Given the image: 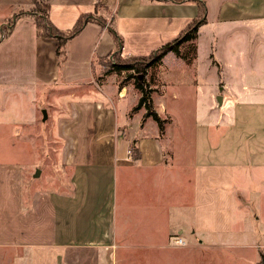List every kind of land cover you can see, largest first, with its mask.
<instances>
[{
  "label": "crops",
  "instance_id": "obj_1",
  "mask_svg": "<svg viewBox=\"0 0 264 264\" xmlns=\"http://www.w3.org/2000/svg\"><path fill=\"white\" fill-rule=\"evenodd\" d=\"M47 1L60 30L98 4L108 22L90 21L69 39L60 66L57 39L14 16L32 0H0V29L16 20L0 43V88L31 91L33 103L44 98L57 111L64 169L57 189L26 190L23 167L0 164V264H198L206 249L251 247L264 264V0H201L198 84L215 102L188 107L197 83L179 75L155 83L163 132L144 106L134 109L141 93L132 83L130 97L125 71L95 67L113 52L142 56L172 40L198 14L195 0Z\"/></svg>",
  "mask_w": 264,
  "mask_h": 264
},
{
  "label": "rangeland",
  "instance_id": "obj_2",
  "mask_svg": "<svg viewBox=\"0 0 264 264\" xmlns=\"http://www.w3.org/2000/svg\"><path fill=\"white\" fill-rule=\"evenodd\" d=\"M21 11L19 10L18 13ZM16 14L14 15L15 17ZM97 15L108 22L106 15L104 16L102 13H98ZM12 21L13 18H10L3 26L7 28ZM163 44L145 50L141 52L142 54L138 55H147ZM252 49V45L249 44L247 56L249 57L248 66L250 68L253 65L255 66ZM115 53L113 52L101 58V62H98L99 64L97 63V67H95L96 70H103L104 66L101 63L105 61L130 60L124 59L120 53ZM162 62L160 66L149 69L150 71L146 75L145 80H150L151 82L155 80V83L161 86L164 80L169 81L179 75L181 76V81L185 80L189 84H193L195 81L197 83L195 89L187 93L184 98L185 102H188V107L194 105L195 108H198L199 112L207 108L211 102H215L214 95L212 94L214 90L210 88V85L201 82L198 84V70H202V61L198 59V50L197 55L193 57L190 63L185 62L173 53L166 55ZM214 64L211 65L213 66ZM132 74L134 73H125L122 79L129 85L130 97L135 92L132 83L137 78L139 80L142 78L140 75H137V78L136 76L133 77ZM32 99L35 98L34 93L31 91L17 88H0V164H20L23 167V182L26 190L31 188L36 190H55L59 186V183L55 179L58 173L62 175L64 171V169H61L62 166L58 156L62 143L54 137L53 131V118L57 111L53 107L47 108L49 104L44 102V98L37 101L36 104L33 103ZM42 108L47 109V116H45ZM199 116L198 119H201L202 115L199 114ZM210 250L206 249L208 252L204 256L198 255V264H201L202 261L210 262L211 264V261H218L221 264H258L263 261L258 248L251 247L247 250L246 254H242L238 250L222 249L221 255H213L210 253ZM262 250L264 251V248Z\"/></svg>",
  "mask_w": 264,
  "mask_h": 264
},
{
  "label": "trees",
  "instance_id": "obj_3",
  "mask_svg": "<svg viewBox=\"0 0 264 264\" xmlns=\"http://www.w3.org/2000/svg\"><path fill=\"white\" fill-rule=\"evenodd\" d=\"M177 1V0H176ZM199 6V11L196 17L189 22L184 29H182L172 40L166 42L161 47L153 50L148 55L142 56H123L120 51V55L124 59H130L129 61H117L110 60L102 62L104 66L103 75L117 73L121 75L123 71L126 73H134L133 77L140 75L142 78H138L133 83L135 88L138 89L141 93L139 103L134 109H139L144 106L146 109V115L151 116L159 125L161 132L164 130V123L167 121V118H162L154 108L152 92L154 89L152 85H155V80L151 82L150 80H145L146 75L149 73V69L158 67L163 62V58L170 52L174 53L177 57L182 58L185 62L190 63L197 55V43L196 39L199 35L200 27L207 22L206 19V4L201 0H195ZM99 4L96 6V10L92 13L82 14L74 27L70 30L63 31L57 28L52 21L50 20L49 10L50 4L47 0H32V5L28 9H22L21 12L16 14V19L23 16L32 17L36 22L37 34L38 36L44 37H54L57 39V48L56 53L60 57L59 64L62 66L66 60L67 55L65 54L66 43L69 39L79 34L85 25L90 22H98L102 26L106 25V19H103L101 16H98L99 13ZM16 20L13 19L11 24L5 28L4 26L0 29V41L10 35ZM2 29H4L2 31ZM109 31L116 38L118 44H121V38L116 30L109 26ZM115 53V52H114ZM115 53V54H116ZM118 58H120L118 56ZM101 62V58L99 59ZM121 83H126L122 80ZM132 157L137 159L140 157L137 147L132 146Z\"/></svg>",
  "mask_w": 264,
  "mask_h": 264
},
{
  "label": "built area",
  "instance_id": "obj_4",
  "mask_svg": "<svg viewBox=\"0 0 264 264\" xmlns=\"http://www.w3.org/2000/svg\"><path fill=\"white\" fill-rule=\"evenodd\" d=\"M173 242H174L175 244L186 245V242H185L182 238H175V239L173 240Z\"/></svg>",
  "mask_w": 264,
  "mask_h": 264
}]
</instances>
